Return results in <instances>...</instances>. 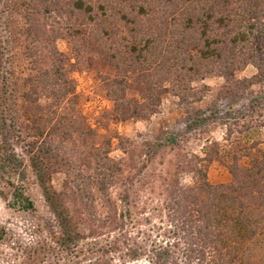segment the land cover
<instances>
[{"label":"trees","instance_id":"obj_1","mask_svg":"<svg viewBox=\"0 0 264 264\" xmlns=\"http://www.w3.org/2000/svg\"><path fill=\"white\" fill-rule=\"evenodd\" d=\"M34 1L27 5L33 8L31 12L23 8V0L6 3L13 41L25 47L23 55L29 61L23 77L11 67L7 82L12 97L19 96L24 105L21 132L17 129L16 99L0 91V177L7 178L14 189L12 207L36 208L24 187L14 181L26 178L28 167L43 190L55 228L41 239L36 253L44 254L48 248L57 255V264H84L79 257L87 256L83 242L89 237L81 232L67 203L72 181L85 191L89 202L102 196V264H112L117 257L122 264H264L261 142L234 150L227 146L216 149L232 176L228 183H211L206 162L214 157L193 153L179 161L174 175L163 178L162 199L157 204L148 207V202L140 200L145 205L134 211L135 201L126 191L120 194L125 206L120 209L111 192L120 184L127 185L128 179L122 177L127 162L111 156L112 141L100 142L94 129L84 128L75 106V83L66 69L69 58L55 44L47 50L40 17L60 11L98 25L106 8L88 0ZM165 1V20L156 31L144 35L134 30L127 51L111 48L106 53L115 70L104 79L107 96L124 118L144 117L159 110L165 95H178L190 104L207 88L202 83L205 79L223 77L233 84L231 97H225L221 106L214 105L209 117L197 116L192 125L220 120L228 125L226 140H230L234 131L229 119L242 114L234 109L244 97L241 91L261 85L257 93L249 90V110L264 109V0ZM141 10L145 12V8H140L139 15H148ZM67 21L66 34L74 38L73 49L78 54L85 44L75 37L83 32L72 20ZM248 65L257 73L238 79L236 73ZM132 90L142 101L128 98ZM18 144L25 154L18 151ZM144 145L146 154L155 156L159 147L177 145V136L162 130L155 142ZM181 172L193 174L194 182L182 184L176 176ZM57 173L78 180H66L63 189L57 190L53 185ZM149 208L156 217H150Z\"/></svg>","mask_w":264,"mask_h":264},{"label":"rangeland","instance_id":"obj_2","mask_svg":"<svg viewBox=\"0 0 264 264\" xmlns=\"http://www.w3.org/2000/svg\"><path fill=\"white\" fill-rule=\"evenodd\" d=\"M23 1H25L23 8L33 11V8L27 5L36 1ZM88 1L105 6L106 12L102 11L101 24L91 23L88 18L82 16L69 17L67 13L60 11L40 17L47 37L45 41L47 50L55 44L69 58L66 69L68 76L75 83L74 101L79 111L78 118L84 128L94 129L99 134L97 139L100 142L112 141L111 156L118 160L125 159L127 162L122 176L128 179L127 185L120 184L111 192L117 206L124 209L125 206L120 202L119 197L126 191L135 201L132 207L134 211L137 206H144L143 202H148V207L157 204L162 199L160 193L163 178L174 175L179 161L193 153L202 157L209 153L214 157L212 161L206 162L211 183L230 182L232 176L222 160L224 158H221L216 149L226 146L232 150L238 147L245 148L254 142H261L260 147L264 148L262 126L264 109L259 108L254 113L250 112L248 100L251 96L248 93L252 90L253 93L259 92L262 89L261 85H254L251 90L249 89L250 91L240 92L244 97L242 96L234 109L240 110L242 114H236V117L229 119L234 131L230 140H226L228 125L220 120L209 119L202 124L192 125L197 116L209 117L214 105L221 106L225 97H231L233 84L216 75L202 82L207 88L203 89L202 93L198 92L190 104L182 102L178 95L167 94L157 112L144 117L139 114L124 118L118 114L114 102L107 96L104 79L113 75L115 70L108 62L106 53L111 48L127 51L125 46L131 44L136 31H141L144 35L156 31L161 20H165L166 1ZM6 3L7 0H0V91H4L10 99H16V110L19 114L17 129L21 132L22 121H25L24 105L19 96L12 97L14 92L9 91L8 78L11 67L15 69L17 76L23 77L22 73L27 69L29 60L23 55L26 51L25 47H18L16 40L13 41L10 11ZM141 7L145 8L147 16L138 14ZM145 12L141 10V13ZM67 20H72V25L76 27L78 25L83 32L76 37L73 34L77 39L75 41L85 44L78 54L73 49L74 38L69 39L66 34ZM99 35H102V39ZM20 37L25 39L24 34ZM256 73L257 69L248 65L238 71L236 77L250 78ZM193 86L200 87L196 83H193ZM128 98L142 101L135 90L128 92ZM249 126L251 127L248 128ZM162 130L175 133L177 145L159 147L155 156L146 154L145 142H155ZM120 147H124L127 153ZM17 149L21 154H25L19 144ZM176 176L181 178L184 185H189L195 180L193 174L188 172H181ZM72 179L78 180L77 177H67L64 173H57L53 177V185L57 190H62L65 181L70 182ZM7 180L0 177V264H57V255L52 254L48 248L44 254L36 253V250L40 249L38 243L41 239L55 228V220L35 174L28 167L26 178L14 179L15 183L24 187L34 201L35 210L27 211L10 205L14 189ZM67 190L69 195L67 203L71 213L78 221L81 232L89 237L83 242L88 249L85 250L87 256H80V261L84 264H102V196L91 203L88 198H84L85 191L76 187L75 182L72 181L68 184ZM140 200L143 202L139 203ZM151 209L149 208V212L152 211ZM150 213V217L155 216L154 212ZM89 250L94 253L88 254ZM63 262L65 263L66 260ZM112 264H122V262L117 257Z\"/></svg>","mask_w":264,"mask_h":264}]
</instances>
